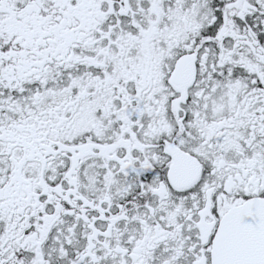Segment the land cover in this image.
<instances>
[{"label": "snow or ice", "instance_id": "obj_1", "mask_svg": "<svg viewBox=\"0 0 264 264\" xmlns=\"http://www.w3.org/2000/svg\"><path fill=\"white\" fill-rule=\"evenodd\" d=\"M0 264H264V0H0Z\"/></svg>", "mask_w": 264, "mask_h": 264}]
</instances>
